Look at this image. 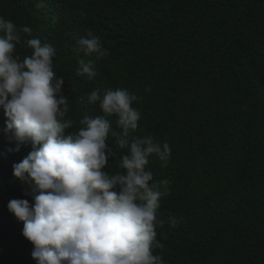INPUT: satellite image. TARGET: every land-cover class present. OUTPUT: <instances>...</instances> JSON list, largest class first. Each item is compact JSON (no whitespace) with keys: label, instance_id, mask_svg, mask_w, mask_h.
<instances>
[{"label":"trees","instance_id":"obj_1","mask_svg":"<svg viewBox=\"0 0 264 264\" xmlns=\"http://www.w3.org/2000/svg\"><path fill=\"white\" fill-rule=\"evenodd\" d=\"M0 0V16L27 25L55 50L68 115L78 130L84 115H103L86 95L127 88L140 97L135 135L167 141V167L156 157L147 170L168 195L161 198L154 250L164 264H264V0ZM88 32L108 49L94 62L92 80L76 75ZM31 49L17 45L21 60ZM117 132L116 117H109ZM0 108V264H36L23 222L7 209L12 199L33 203L31 189L13 176L31 145L4 133ZM104 171L115 172L128 149ZM167 181V185L163 182ZM28 195H25V193ZM179 221L168 225L169 216Z\"/></svg>","mask_w":264,"mask_h":264},{"label":"clouds","instance_id":"obj_2","mask_svg":"<svg viewBox=\"0 0 264 264\" xmlns=\"http://www.w3.org/2000/svg\"><path fill=\"white\" fill-rule=\"evenodd\" d=\"M44 6L43 0L35 4ZM17 45L31 54L23 60L14 56ZM75 51L93 58L78 60L76 75L87 80L97 74L94 62L109 55L92 32L79 38ZM54 56L53 47L42 44L31 27L0 16V108L4 133L15 145L6 151L32 147L13 164V176L31 189L33 203L12 199L7 209L23 222L32 258L36 264H164L162 255L153 253L163 247L156 228L165 224L158 210L168 190H160L147 168L153 156L168 166L169 143L135 135L141 113L132 105L140 97L127 88H108L103 95L92 90L87 102L98 104L103 115H84L81 127L69 131L75 121L62 91L65 80L53 70ZM112 116L119 132L112 128ZM109 134L116 146L128 149L115 172L104 171L116 156ZM167 223L175 228L179 221L170 215Z\"/></svg>","mask_w":264,"mask_h":264}]
</instances>
